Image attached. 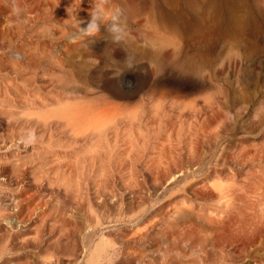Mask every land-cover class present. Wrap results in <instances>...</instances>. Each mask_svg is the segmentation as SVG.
Returning a JSON list of instances; mask_svg holds the SVG:
<instances>
[{
	"label": "rangeland",
	"instance_id": "obj_1",
	"mask_svg": "<svg viewBox=\"0 0 264 264\" xmlns=\"http://www.w3.org/2000/svg\"><path fill=\"white\" fill-rule=\"evenodd\" d=\"M228 178L261 198L264 0H0L10 264H227L187 234Z\"/></svg>",
	"mask_w": 264,
	"mask_h": 264
},
{
	"label": "bare ground",
	"instance_id": "obj_2",
	"mask_svg": "<svg viewBox=\"0 0 264 264\" xmlns=\"http://www.w3.org/2000/svg\"><path fill=\"white\" fill-rule=\"evenodd\" d=\"M185 4L191 5L189 2H185ZM201 8L202 11L199 16L208 13L212 22H214L212 25V31L214 32L218 29V22L222 16V12L218 8L207 7L205 5ZM228 10L229 15H233V10ZM194 22H197V17H194L191 24ZM62 112L68 119L78 122L90 117L89 115L93 113V107L87 104L81 106L73 105ZM100 123L103 124L101 121ZM245 184L241 181H236V178H228L226 183L216 185V189L213 192H215L217 201L208 211H204L203 209L200 212L198 217L200 226L194 227V230L189 231L187 235H196L193 234L194 231L196 232L198 229H201L205 234V241L210 242L214 250H228L230 256L226 262L227 264H264V207L260 209L255 208V206H260L261 202L264 201V185L261 188V198L258 196L255 202L253 196H249L253 194L252 190L247 189L244 191L239 189L241 187L249 188ZM243 204L247 205L249 209H242ZM26 223L29 227L33 225L31 222ZM1 229L0 237L4 236ZM22 246V244L8 243L6 245L0 243V264H10L7 255L10 254L11 250L24 249ZM19 257L23 258V264H39L35 261L33 263L30 262L26 256ZM41 264H46V262Z\"/></svg>",
	"mask_w": 264,
	"mask_h": 264
}]
</instances>
